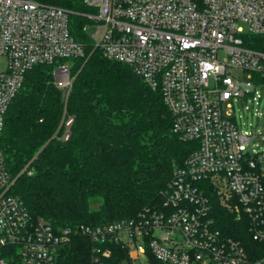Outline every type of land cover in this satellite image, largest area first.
<instances>
[{"label": "built area", "instance_id": "1", "mask_svg": "<svg viewBox=\"0 0 264 264\" xmlns=\"http://www.w3.org/2000/svg\"><path fill=\"white\" fill-rule=\"evenodd\" d=\"M83 3L95 46L160 90L173 131L196 149L173 172L159 209L82 233L94 243L111 235L132 264L149 253L164 264H264V257L250 260L238 241L222 236L209 216L214 196L237 219L245 216L252 238L264 244V151L249 152L248 133L233 114L235 102L246 105L264 84V0ZM83 56L66 10L37 0H0V131L28 71ZM53 83L69 91L68 63L56 64ZM12 184L0 151V264H55L68 231L31 218ZM109 258L108 250H96L91 264Z\"/></svg>", "mask_w": 264, "mask_h": 264}, {"label": "trees", "instance_id": "2", "mask_svg": "<svg viewBox=\"0 0 264 264\" xmlns=\"http://www.w3.org/2000/svg\"><path fill=\"white\" fill-rule=\"evenodd\" d=\"M37 1L68 12L69 32L84 56L59 61L69 64L67 93L53 83L59 62L25 74L0 131L11 193L31 218L68 231L55 264H91L96 250L110 252L108 264H128L126 250L111 235L94 243L82 231L159 209L173 172L196 143L173 131L159 89H151L132 67L106 58L95 46L85 30L90 9L83 0ZM210 204L209 216L222 236L238 241L250 260L264 257V244L252 238L245 216L237 219L214 196ZM137 264L164 263L149 253Z\"/></svg>", "mask_w": 264, "mask_h": 264}, {"label": "rangeland", "instance_id": "3", "mask_svg": "<svg viewBox=\"0 0 264 264\" xmlns=\"http://www.w3.org/2000/svg\"><path fill=\"white\" fill-rule=\"evenodd\" d=\"M87 32L91 35L94 30L89 27ZM233 114L238 129L248 133L250 141L245 147L249 152L264 151V84L255 87V92L252 97L247 98L246 105L241 104L240 101L239 104L235 102ZM92 207L97 208V204H93ZM127 262L132 264L129 259Z\"/></svg>", "mask_w": 264, "mask_h": 264}]
</instances>
